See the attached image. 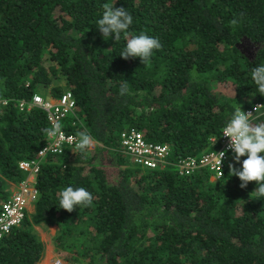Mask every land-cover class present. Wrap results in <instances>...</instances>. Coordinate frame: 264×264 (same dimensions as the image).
<instances>
[{
    "label": "trees",
    "instance_id": "trees-1",
    "mask_svg": "<svg viewBox=\"0 0 264 264\" xmlns=\"http://www.w3.org/2000/svg\"><path fill=\"white\" fill-rule=\"evenodd\" d=\"M113 3L132 16L118 41L97 28ZM142 33L162 49L147 64L121 58L127 37ZM260 65L264 0H0V99H10L0 107V209L25 178L19 161L49 143L45 113L20 112L19 99L70 91L76 108L62 131L95 141L84 152L63 144L39 161L33 210L0 240V264H38L41 224L57 227L55 251L70 264H264V197L255 182L239 187L232 155L215 181L206 168L182 176L176 167L219 146L210 138L237 107L264 104L251 77ZM130 128L169 144L171 165L135 164L119 142ZM68 186L91 192L92 205L60 209Z\"/></svg>",
    "mask_w": 264,
    "mask_h": 264
},
{
    "label": "clouds",
    "instance_id": "clouds-1",
    "mask_svg": "<svg viewBox=\"0 0 264 264\" xmlns=\"http://www.w3.org/2000/svg\"><path fill=\"white\" fill-rule=\"evenodd\" d=\"M230 23L235 25L237 20L233 19ZM131 24V14L124 7H116L113 3L112 5H104L103 16L97 21V28L104 40L114 35L115 41H118L121 33H126ZM160 49H162V44L158 38L142 33L127 37L126 47L120 56L125 60L139 57L142 64H147L153 55V51ZM251 77L257 86V91L261 96H264V65L253 68ZM127 90L128 85L125 82L121 85L120 94H126ZM248 103H251V100ZM262 108H264V104H256L253 106L252 111L245 112L242 107H237L230 115V119L224 123L220 135V137L227 138L229 142L225 150L216 152L219 156L218 162L221 168L226 153L231 151L232 162L228 164L229 173L231 176L239 178L241 189L246 188L249 182H255L257 187L253 192L258 197H264V121L255 122L259 119V116H255L253 113L264 115L261 112ZM61 131L59 123L45 129L47 137H59ZM78 136L79 139L75 143L77 150L84 152L94 146L93 137L86 131H81ZM217 139L218 137L213 141V145H215ZM49 147L47 144L41 151H47ZM242 157L246 158L242 160ZM237 164L240 167H236ZM93 200L92 193L87 189L68 186L59 193V208L71 213L76 210L78 205L91 206Z\"/></svg>",
    "mask_w": 264,
    "mask_h": 264
},
{
    "label": "built area",
    "instance_id": "built-area-1",
    "mask_svg": "<svg viewBox=\"0 0 264 264\" xmlns=\"http://www.w3.org/2000/svg\"><path fill=\"white\" fill-rule=\"evenodd\" d=\"M7 99H1L0 105H7ZM256 104H263L262 102H256L251 107L244 109L245 112L252 111L253 106ZM17 107L20 111H29L36 107L45 113L46 120L49 124V128L55 123L61 122L68 115H72L76 108V103L73 95L70 91H66L58 97L44 96L40 93L34 92L28 99L18 100ZM254 115H257L253 113ZM62 129V128H61ZM223 131V129H222ZM222 131L220 135L222 134ZM218 137L217 142L219 146L207 150L198 156L186 157L177 163V171L180 175L185 176L194 172L198 168H206L210 171L211 180L220 179L225 171L226 162L231 151L226 153L225 159L222 161V171L219 166L218 152L225 150L228 139L225 137ZM47 137V135H46ZM49 139L48 145L50 146L47 151L42 152L43 147L39 152L35 160H22L19 161V168L29 175L36 174L39 170V161L46 155L47 152L61 153V146L63 144L75 147V143L78 141L76 136L71 134H65L61 131L59 137H47ZM217 137H211L213 142ZM119 142L121 144V150L127 152L132 161L147 169H156L158 167L165 168L167 165H171L170 153L171 146L166 143L154 142L147 140L143 133L137 129L130 128L123 130L119 134ZM94 147V146H93ZM92 147V148H93ZM91 148V149H92ZM217 152V153H216ZM36 197V190L33 187V181L24 179L17 184H14V188L10 189V195L8 199L2 203L0 209V238L8 233L13 227L21 223L24 217V209H28L29 203L33 202ZM54 264H65L61 260L57 259Z\"/></svg>",
    "mask_w": 264,
    "mask_h": 264
},
{
    "label": "rangeland",
    "instance_id": "rangeland-1",
    "mask_svg": "<svg viewBox=\"0 0 264 264\" xmlns=\"http://www.w3.org/2000/svg\"><path fill=\"white\" fill-rule=\"evenodd\" d=\"M241 49L248 55L252 54L254 47L250 45L247 41L241 42L239 44ZM215 181V180H212ZM29 207H33V202L29 203ZM29 211L32 209L29 208ZM36 231L38 232L40 239L44 243V257L48 255L44 260H40L38 264H54L57 259L61 260L65 264H70L67 261H65L61 255H59L54 248V240L53 237L55 235L57 227L55 225L53 226H47L44 224H41L40 226H35ZM75 264V263H72Z\"/></svg>",
    "mask_w": 264,
    "mask_h": 264
},
{
    "label": "crops",
    "instance_id": "crops-1",
    "mask_svg": "<svg viewBox=\"0 0 264 264\" xmlns=\"http://www.w3.org/2000/svg\"><path fill=\"white\" fill-rule=\"evenodd\" d=\"M4 99H7V98H4ZM26 99H27V98H26ZM0 100H1V99H0ZM7 100H8V103H9L10 99H7ZM19 100H20V99H19ZM17 103H18V101H17ZM7 105H8V104H7ZM2 106H3V105H0V107H2ZM4 106H5V105H4ZM16 107H17V104H16ZM17 108H18V107H17ZM18 110H19V109H18ZM19 111H20V110H19ZM20 112H24V111H20ZM18 166H19V165H18ZM20 170H21V169H20ZM22 172L25 174V178H24V179H28V181H35V177H36L37 173H36V174H31V175H29L27 172H25V171H23V170H22ZM24 179H22V180H24ZM22 180H21V181H22ZM13 188H14V184H11L10 189H13ZM28 208H31V209L33 210V207H29V206H28ZM32 210H31V211H32ZM52 226H53V225H52ZM11 230H12V229H11ZM11 230H10V231H11ZM10 231H9L8 233H6L2 238H0V240L3 239L7 234H9ZM43 255H44V253H43ZM47 256H48V255H46L45 258H46ZM42 257H44V256H42ZM45 258H44V259H45ZM42 259H43V258H41L40 260L42 261ZM44 259H43V260H44Z\"/></svg>",
    "mask_w": 264,
    "mask_h": 264
},
{
    "label": "water",
    "instance_id": "water-1",
    "mask_svg": "<svg viewBox=\"0 0 264 264\" xmlns=\"http://www.w3.org/2000/svg\"><path fill=\"white\" fill-rule=\"evenodd\" d=\"M227 119H228V117H227Z\"/></svg>",
    "mask_w": 264,
    "mask_h": 264
}]
</instances>
